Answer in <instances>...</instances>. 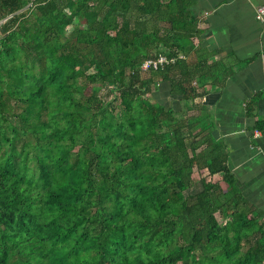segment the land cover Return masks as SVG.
<instances>
[{
	"label": "trees",
	"instance_id": "obj_1",
	"mask_svg": "<svg viewBox=\"0 0 264 264\" xmlns=\"http://www.w3.org/2000/svg\"><path fill=\"white\" fill-rule=\"evenodd\" d=\"M31 2L0 0V21ZM194 5L34 0L0 26V264H264V221L194 104L225 77L188 59ZM160 54L186 58L144 77Z\"/></svg>",
	"mask_w": 264,
	"mask_h": 264
},
{
	"label": "crops",
	"instance_id": "obj_2",
	"mask_svg": "<svg viewBox=\"0 0 264 264\" xmlns=\"http://www.w3.org/2000/svg\"><path fill=\"white\" fill-rule=\"evenodd\" d=\"M194 1L192 12L204 32L195 39V53L188 59L211 55L209 62H222L225 76L217 86L206 82L200 90L206 95L194 104L198 114L212 123L213 138L226 149L227 164L238 187L264 221V130L256 128L259 121L264 122V21L256 18V8L264 0ZM170 91L169 82L159 83L156 99L165 100L164 104L186 118L193 102L185 103ZM256 96L248 115L250 101Z\"/></svg>",
	"mask_w": 264,
	"mask_h": 264
},
{
	"label": "built area",
	"instance_id": "obj_3",
	"mask_svg": "<svg viewBox=\"0 0 264 264\" xmlns=\"http://www.w3.org/2000/svg\"><path fill=\"white\" fill-rule=\"evenodd\" d=\"M256 18L259 21H264V4L260 5L256 8ZM184 54H180L178 58H172L169 59L165 55H159L156 58H151L145 60L141 65V71L142 72H149V71H158L163 69L166 65L174 64L178 59H185Z\"/></svg>",
	"mask_w": 264,
	"mask_h": 264
},
{
	"label": "water",
	"instance_id": "obj_4",
	"mask_svg": "<svg viewBox=\"0 0 264 264\" xmlns=\"http://www.w3.org/2000/svg\"><path fill=\"white\" fill-rule=\"evenodd\" d=\"M33 2H34V0H32V2H31L30 4H28L26 7H24L23 9H21V10L15 12L14 14L9 15L8 17H6V18H4L3 20H1V21H0V26H1L3 23H5L7 20H9L10 18H12L14 15L20 14V13L26 11L27 9H29V8L33 5Z\"/></svg>",
	"mask_w": 264,
	"mask_h": 264
},
{
	"label": "rangeland",
	"instance_id": "obj_5",
	"mask_svg": "<svg viewBox=\"0 0 264 264\" xmlns=\"http://www.w3.org/2000/svg\"><path fill=\"white\" fill-rule=\"evenodd\" d=\"M69 31H71V28L69 29ZM143 76L147 77L148 76V72H144ZM200 189H201V184L198 183L197 185H195V188L193 190L197 191V190H200ZM218 217H219L220 223L223 225L225 223V220L222 217H220V216H218Z\"/></svg>",
	"mask_w": 264,
	"mask_h": 264
}]
</instances>
